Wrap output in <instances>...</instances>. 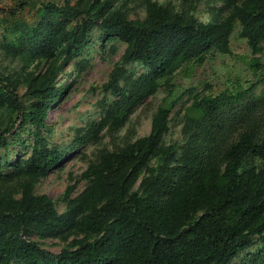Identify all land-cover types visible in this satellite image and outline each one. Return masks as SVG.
Segmentation results:
<instances>
[{"label": "trees", "instance_id": "trees-1", "mask_svg": "<svg viewBox=\"0 0 264 264\" xmlns=\"http://www.w3.org/2000/svg\"><path fill=\"white\" fill-rule=\"evenodd\" d=\"M93 1L88 7L85 0L74 4L72 0H48L41 6L48 12L44 31L32 29L24 19L35 3L18 0L0 14V24L13 44L26 52H39L51 59L61 51L62 66L81 50L87 32L98 21L107 35L125 43L122 64L139 63L150 71L146 85L115 105L124 109L123 119L164 83L170 90L153 114L147 135L115 150H102L86 168L82 177L87 185L69 199L63 215L57 214L48 195L34 194L33 187L64 154L39 148L43 140L36 138L17 172L20 196L0 200V264H42L38 259L55 257L23 236H47L68 224L82 236L72 241L73 249L61 250L57 264H228L264 232V134L242 130L226 138L216 153L202 154L200 147L188 144L177 180L170 168L176 155L174 147L164 146L162 140L169 114L186 92L181 83L172 84L174 70L191 60L195 65L204 63L206 49L212 44L221 53H229L236 28L248 49L257 53L264 41V0H225L227 16L213 23L151 1L146 18L136 23L112 8L113 0ZM185 1L194 7L199 0ZM73 18L78 21L70 28ZM55 77L51 65L34 77L24 95L0 78L2 98L21 124L30 122L40 131L59 95ZM119 78L113 74L105 89L117 93ZM224 102L209 99L205 109L214 115ZM13 126L0 127V145L6 143ZM201 131L213 142L222 133L214 125ZM208 148H212L211 143ZM158 155L162 162L150 165ZM140 176L139 189L135 190ZM75 187V183L68 185L65 197ZM89 234L95 237L91 239Z\"/></svg>", "mask_w": 264, "mask_h": 264}, {"label": "rangeland", "instance_id": "rangeland-1", "mask_svg": "<svg viewBox=\"0 0 264 264\" xmlns=\"http://www.w3.org/2000/svg\"><path fill=\"white\" fill-rule=\"evenodd\" d=\"M17 1L0 0V14L13 8ZM31 1L35 8L26 12L24 19L32 29L45 31L48 12L41 6L48 0ZM148 1L181 15L191 13L203 23L220 21L228 14L225 0H199L194 7L185 0H113L112 8L120 9L130 20L139 23L147 16ZM76 2L72 0L73 4ZM93 2L85 0L84 5L89 7ZM77 21L73 18L69 27ZM217 48L212 44L206 49L204 63L195 65L191 60L174 70L176 76L172 84L181 83L186 90L169 114L162 140L164 146L174 147L176 153L170 165L174 180L178 179V170L183 167L182 156L188 144L193 143L198 150L200 147L202 154L216 153L226 138L242 130L253 129L257 134H264V41L260 50L253 54L245 40L238 37L236 28L229 53H221ZM124 49L125 43L116 36L107 35L96 21L87 32L81 50L60 66L64 55L61 51H56L51 59L39 52H26L13 44L0 24V78L24 95L34 77L53 65L56 70L54 85L59 90L39 132L30 122L21 124V119L16 118L4 102L0 90V127L14 124L13 131L6 136V143L0 145V200L20 196L17 172L30 155L36 138L43 140L39 148L55 149L64 154L63 160L40 177L33 187L34 194L48 195L57 214L63 215L69 199L78 196L86 187L87 179L82 173L97 160L102 150H115L149 133L152 116L162 105L170 85L164 83L158 87L123 119L124 109L117 110V102L150 80V71L141 64L121 63ZM113 74L120 76L117 93L111 88L105 89ZM215 98L225 102L212 115L207 113L205 106L209 99ZM211 125L222 130L215 142L212 137H204L201 131L202 127ZM209 143L212 148H208ZM161 162L158 155L151 159L150 165L158 166ZM141 179L140 176L136 181L135 190L139 189ZM74 183V191L65 197L66 188ZM81 236L82 233L68 224L47 236L34 233L23 237L55 255L38 259L40 263L57 264L61 250L73 249L72 241ZM93 237L89 234V238ZM228 264H264V232L256 235L252 244Z\"/></svg>", "mask_w": 264, "mask_h": 264}]
</instances>
